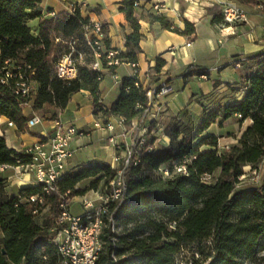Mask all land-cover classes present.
<instances>
[{
	"label": "trees",
	"instance_id": "16d2710c",
	"mask_svg": "<svg viewBox=\"0 0 264 264\" xmlns=\"http://www.w3.org/2000/svg\"><path fill=\"white\" fill-rule=\"evenodd\" d=\"M40 0H0V118L6 117L24 131L29 118L24 108L30 99L17 93L18 77L7 71L31 76L38 85L34 110L54 107L50 119H56L74 93L90 92L94 113L119 116L129 124L148 108L147 90L136 84V77L123 78L118 98L110 105L101 104L102 70H94L96 48L90 43V18L80 12H60L41 22L39 34L24 30L26 9H35ZM123 0L126 20L131 32L126 35V49L115 57L122 62H138L142 52L143 34L135 2ZM255 5L258 0H237ZM214 23H223L222 5L209 9ZM148 21L160 29H168L188 38L196 35V24L185 21L184 28L156 9L147 10ZM21 31L18 37H14ZM77 39L78 76L64 82L56 75V67ZM105 55L109 48L106 39ZM255 63L247 79L244 98L206 116L192 137L180 135L177 126L166 132L170 145L164 151L144 153L140 162L134 160L126 169L127 192L123 204L115 213L118 232L110 227L104 231V251L98 264H175V256L184 246L203 244L211 239L209 253L199 247L206 264H264V183L258 187L240 188L244 167L254 168L264 159V52L251 58ZM103 68L114 74L118 65H109L103 57ZM157 69L165 60L158 58ZM43 117V116H41ZM237 117L240 122L251 120L239 141L224 150L219 138L206 131L220 118ZM19 153L9 147L5 135H0V166L17 165ZM185 163L188 174L177 172L174 163ZM169 169L166 175L162 169ZM218 176L213 180L208 177ZM115 170L110 164L92 161L87 166L69 170L62 182V191L71 190L73 196L84 195L105 184ZM92 179L89 186L78 189L79 183ZM42 193L41 186L21 188L18 193L8 191V182L0 178V264H60L61 256L53 244L52 228L60 214L57 194L46 196L39 204L42 214H34L26 199ZM49 206V212L44 211ZM114 256L117 260L114 259ZM200 264V260L193 258Z\"/></svg>",
	"mask_w": 264,
	"mask_h": 264
},
{
	"label": "crops",
	"instance_id": "0c3cea01",
	"mask_svg": "<svg viewBox=\"0 0 264 264\" xmlns=\"http://www.w3.org/2000/svg\"><path fill=\"white\" fill-rule=\"evenodd\" d=\"M80 1L82 0H40L35 9H26L27 20L24 30L38 35L41 22L52 17L54 13L69 12L70 4ZM87 1L89 5L82 10V15L105 23L110 49L116 52L125 50L126 35L132 29L126 20L123 0ZM226 1L241 4L248 13L249 21L231 28L223 23H214V15L209 9ZM139 2L136 14L141 19L143 39L142 52L137 63L142 82L148 87H155L164 81L173 84L175 79L183 77L184 86L176 93L170 92L162 96L148 111L136 116L129 124H125L124 119L119 116H103L101 113L95 115L90 92L86 90L74 93L68 106L59 112L56 119H50V116L43 117V121L35 125L41 124L42 128L35 131L32 130L35 126L19 131L16 125H8V118L1 117L0 135H5L10 148L21 150L39 139L43 133H51L54 121L60 119L86 133L85 136H77L72 141V147L74 149L79 147V150L75 149L76 152L69 162L70 170L87 166L92 161L110 164L115 155L131 145L138 134L145 133L157 152L164 151L171 141L166 132L168 127L177 126L182 137H192L206 116L244 98L247 79L255 69V63L251 58L264 52V0H258V4L255 5L242 4L237 0H139ZM155 5H159L161 12L181 28H184L186 20L194 22L196 35L188 38L168 29H160L158 25H151L147 10L153 9ZM158 58L165 60L160 69H157ZM132 72L131 63H120L115 73L119 80L113 78V86L104 88L107 76L114 77V73L108 68L102 69L104 76L101 82L102 106L110 107L118 98L123 78L131 76ZM147 72L150 73L149 78L145 76ZM193 77L201 82L203 87L199 86L200 90L187 89V82ZM117 85H120L119 91L117 90L112 101H108L107 95L112 94L113 88ZM35 87L37 89L38 85L35 84ZM77 95L82 97L73 99ZM180 96L183 100L181 106L177 103ZM34 100L24 108V114L29 119L38 115L34 110ZM73 101L75 106L71 108L69 105ZM233 119L239 121L237 117L227 120L220 118L205 134L216 135L221 146L223 140H226L224 134L228 132H224L223 125ZM95 122L110 123L114 128L100 130L95 127ZM241 123H247L248 127L252 121L246 120ZM243 132L235 139L236 143ZM94 133H97L96 139L99 137L100 141H107L108 144L96 149V145L88 141V137L92 139ZM111 136L116 137L117 146L110 143ZM87 150L90 155H84ZM0 171L2 172L0 178H7L8 185L14 186L12 193H18L24 187L36 186L34 177L19 174L15 168L0 167Z\"/></svg>",
	"mask_w": 264,
	"mask_h": 264
},
{
	"label": "built area",
	"instance_id": "2783aa9c",
	"mask_svg": "<svg viewBox=\"0 0 264 264\" xmlns=\"http://www.w3.org/2000/svg\"><path fill=\"white\" fill-rule=\"evenodd\" d=\"M88 1L72 2L69 6V12H80L87 7ZM135 6H140V2H135ZM154 9L161 13L159 5H155ZM55 15V13L53 14ZM223 24L231 28V26L248 22V13L244 7L234 1L222 2ZM87 28L91 29L92 39L88 36L90 43L96 48L95 62L92 64L94 70L103 69L104 57L109 65H119L120 60L115 57L118 53L110 48L105 55L102 49L105 48V40L108 39L106 25L102 21H94L90 19ZM227 28V29H228ZM77 39L70 43L69 51L65 53L56 67V75L64 82H71L78 76V60L82 59V54L77 55L75 43ZM133 72L131 76L136 77V84L147 90L149 98L148 111L162 96L172 92L171 85L164 81L155 87L146 86L141 80V74L137 62L131 63ZM32 74L34 71L31 72ZM24 76L22 72L14 74L7 71L6 77L2 79L5 83L9 77H18L16 83L17 93L22 97L29 98L31 101L36 98L37 89L31 76ZM149 78L150 73L145 74ZM114 78L119 80V76L114 74ZM43 121V117L35 115L30 118L27 127H33ZM9 126L15 123L8 120ZM95 127L100 130H112L113 124H103L95 122ZM84 131L78 130L73 124L66 123L60 119L54 121L52 132L43 133L39 139L27 144L23 149L17 150L19 156L17 165H2L4 169L15 168L19 174H26L34 177L36 186L42 187V193L30 195L26 202L29 209L34 214H42L38 205L45 202L46 196L57 194L60 198L59 208L60 214L55 220L52 231L55 232L53 244L56 246L60 256V264H98V260L104 251L105 241L103 238L106 227H110L113 232H118L115 213L123 204L126 192V169L134 160L137 165L144 153L155 152L153 143L151 144L146 134H139L135 141L128 145L121 153L116 154L110 163L115 170V174L105 183L101 184L96 190L92 189L93 195L87 193L80 197V203L83 208L82 213H73L71 205L76 196L72 191H62V182L69 172V162L74 156L76 150L72 147V141L77 136H85ZM113 146L118 145L116 137L109 138ZM229 149V146H226ZM174 169L177 172L188 174V168L185 163L176 161ZM166 175H170L169 169H162ZM49 208L47 205L44 211ZM114 259L117 258L114 256Z\"/></svg>",
	"mask_w": 264,
	"mask_h": 264
},
{
	"label": "rangeland",
	"instance_id": "374dc122",
	"mask_svg": "<svg viewBox=\"0 0 264 264\" xmlns=\"http://www.w3.org/2000/svg\"><path fill=\"white\" fill-rule=\"evenodd\" d=\"M20 34H21V31H17L14 34V37L16 38ZM83 57H84V54H82V58ZM113 78L114 77L112 75L107 76L106 81L104 83V88H107V87L110 88L111 86H113V80H112ZM187 83H188V88L187 89H190V88L199 89V86L203 87L200 84L201 82L196 77L191 78V80H189V82H187ZM184 84H185V82L183 80V77L181 79L180 78L175 79L174 83L170 84L171 87H172V92H174V93L178 92V90L181 89L184 86ZM119 86L120 85H117L116 87H114L113 88V93L107 95V100L108 101H112V99L115 97V94L117 93V90L119 91ZM76 97L81 98L82 95H77L73 99H75ZM177 103L180 106L183 105V100H182L181 96L178 97ZM69 106L71 108H74V106H75L74 101L71 102V104ZM55 111H56V109L54 107H46L43 110H37L36 113L39 116H43L44 118H46L47 116L51 117L53 112H55ZM223 127L225 128L224 132H227V131L228 132L224 134V137H225L226 140H223L222 145L219 147V149L222 152L227 149L226 146L232 147V145L236 143L235 139L237 138V136H239L246 129L247 123H241L240 121L233 119L231 121L226 122L223 125ZM40 128H42L41 124L38 125V126H35L32 130L35 131V130H38ZM28 129H29V127L25 128V130H28ZM138 135H137V137H138ZM96 137H97V133H94V136L92 137V139L90 137H88V141H91L92 143H94V145H96V149L97 148H103L104 145L108 144L107 141H100L99 137H98V139H96ZM146 138H147V136H146ZM135 139L133 140V142L135 141ZM147 140L152 144V142L148 138H147ZM225 142L227 143V145L224 146ZM75 149L79 150V147H77ZM84 155H90L89 154V150H87L84 153ZM0 173H2V172L0 171ZM3 174H5V173H3ZM218 174H219V172L215 173V175H213L211 177H208L207 179L208 180H213L215 177L218 176ZM241 179L243 181L239 184L240 188L261 186L264 183V159L255 168H254V165H252V164L246 165L244 167V175L241 177ZM6 180H7V178H6ZM91 181H92V179H87V180L79 183L77 188L78 189L86 188L87 186H89ZM13 190H14V186H9L8 185V191L10 193H12ZM91 190L87 192V194L89 196L94 194V192L91 191ZM94 190H96V189H94ZM82 195L80 194V195L76 196L75 199L73 200V203L71 205V210H72L73 213H82L83 212V208H82L81 203L79 201L80 197ZM47 212H49L48 208L46 209V213ZM210 241H211V239H208L203 244H192V245L184 246L181 249V251L179 253H177L176 256H175V264H196L195 262H193V258L194 257L196 259L200 260V264H206V257L200 256V254L198 253V250H199V247L202 246V247H204L206 252L209 253L211 251V247H212V243ZM243 264H253V263H251L250 261H245Z\"/></svg>",
	"mask_w": 264,
	"mask_h": 264
}]
</instances>
